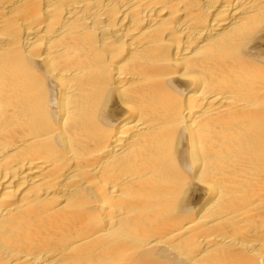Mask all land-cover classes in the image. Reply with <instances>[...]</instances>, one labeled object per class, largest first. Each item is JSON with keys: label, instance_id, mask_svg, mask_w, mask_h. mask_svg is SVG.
<instances>
[{"label": "bare ground", "instance_id": "6f19581e", "mask_svg": "<svg viewBox=\"0 0 264 264\" xmlns=\"http://www.w3.org/2000/svg\"><path fill=\"white\" fill-rule=\"evenodd\" d=\"M0 264H264V0H0Z\"/></svg>", "mask_w": 264, "mask_h": 264}]
</instances>
